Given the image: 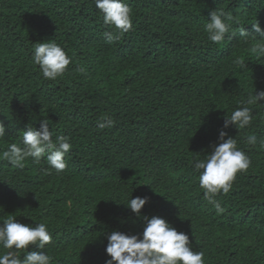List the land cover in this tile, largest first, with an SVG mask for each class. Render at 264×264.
Segmentation results:
<instances>
[{
	"label": "trees",
	"instance_id": "1",
	"mask_svg": "<svg viewBox=\"0 0 264 264\" xmlns=\"http://www.w3.org/2000/svg\"><path fill=\"white\" fill-rule=\"evenodd\" d=\"M124 2L132 27L109 42L106 33H119L104 24L94 0H0V153L42 119L53 138L72 144L59 174L46 173V159L29 158L23 168L0 160V217L46 222L54 243L45 251L54 264H105V233L143 231L123 205L132 193L150 197L141 211L186 233L205 264H264V101L249 105V128L223 127L241 100L264 90V56L251 52L259 38L251 24L264 30V0ZM216 8L239 21L220 44L204 31ZM51 41L72 63L45 80L31 51ZM237 59L248 68H238ZM104 117L114 126L100 129ZM221 130L251 165L216 197L226 209L218 215L191 162L211 151ZM252 133L255 146L246 143Z\"/></svg>",
	"mask_w": 264,
	"mask_h": 264
},
{
	"label": "clouds",
	"instance_id": "2",
	"mask_svg": "<svg viewBox=\"0 0 264 264\" xmlns=\"http://www.w3.org/2000/svg\"><path fill=\"white\" fill-rule=\"evenodd\" d=\"M94 3L102 13L104 24L113 26L119 33L115 36L106 33L109 42L119 40L120 36L131 29L132 11L124 0H94ZM232 23L239 21H235L224 9L216 8L211 11L210 19L204 25L207 39L220 44L230 32ZM251 25L259 37L253 36L255 42L251 52L259 58L264 56V30L258 22ZM240 36L244 38V43H248L249 34L243 29ZM31 59L39 67L45 80H56L63 76L72 63L71 57L54 41L35 43ZM235 63L242 70L248 68L242 59H237ZM79 71L82 72L83 69ZM261 101H264V90L255 92L254 95L249 94L246 100L239 102V106L232 110L230 115H225L223 127L226 129L234 126L238 130L249 128L253 121V109L249 105H256ZM114 123L110 117H104L98 127L111 128ZM5 136L6 126L0 122V139ZM257 142L256 134H246L247 145L255 146ZM259 146L264 148V140L259 142ZM71 148L69 138L63 135L53 138L48 120L42 119L39 129L32 125L22 130L20 144H9L7 150L0 153V160H6L14 167L23 168L24 162L29 158L34 164L46 159L49 165L46 173L51 174V170L54 169L59 174L67 167L65 156ZM191 164L193 171L198 173L199 187L203 189L205 199L219 215L226 209L216 197L221 193L227 195L230 192L237 174L249 169L251 159L244 150L237 147L235 138L221 130L218 143L211 145V151L203 159H194ZM149 201L148 196L133 198L131 193L130 199L123 204L137 220L143 222V231L133 234L112 230L105 233L107 240L105 252L108 257L105 264H205L204 253L191 248L186 233L178 231L165 218L158 215L148 216L141 211ZM53 243V235L46 222L34 221L32 224H25L18 222L13 216L0 217V264H54L53 257L45 251L46 246ZM30 246H35L41 251H30Z\"/></svg>",
	"mask_w": 264,
	"mask_h": 264
}]
</instances>
